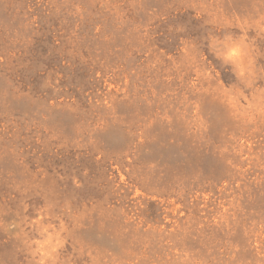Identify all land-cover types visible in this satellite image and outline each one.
I'll use <instances>...</instances> for the list:
<instances>
[{
    "label": "rangeland",
    "instance_id": "rangeland-1",
    "mask_svg": "<svg viewBox=\"0 0 264 264\" xmlns=\"http://www.w3.org/2000/svg\"><path fill=\"white\" fill-rule=\"evenodd\" d=\"M0 264H264V0H0Z\"/></svg>",
    "mask_w": 264,
    "mask_h": 264
}]
</instances>
